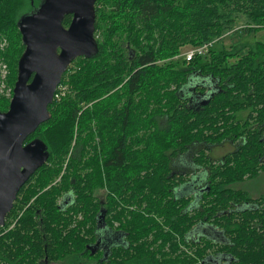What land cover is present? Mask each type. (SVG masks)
I'll use <instances>...</instances> for the list:
<instances>
[{"label":"trees","instance_id":"trees-1","mask_svg":"<svg viewBox=\"0 0 264 264\" xmlns=\"http://www.w3.org/2000/svg\"><path fill=\"white\" fill-rule=\"evenodd\" d=\"M42 2L0 0L13 87L19 21ZM95 10L97 53L72 62L51 119L26 141L41 139L50 157L0 227V264L85 252L99 220L119 224L129 248L113 251L138 264H264V196L232 188L264 173V41L173 60L239 26L262 29L264 0H98ZM225 143L235 149L215 160Z\"/></svg>","mask_w":264,"mask_h":264},{"label":"water","instance_id":"water-1","mask_svg":"<svg viewBox=\"0 0 264 264\" xmlns=\"http://www.w3.org/2000/svg\"><path fill=\"white\" fill-rule=\"evenodd\" d=\"M97 1L43 0L19 21L25 50L9 109L0 112V227L21 188L50 157L41 139H27L51 119L49 106L72 62L98 51ZM67 16H72L69 27L64 26Z\"/></svg>","mask_w":264,"mask_h":264},{"label":"rangeland","instance_id":"rangeland-1","mask_svg":"<svg viewBox=\"0 0 264 264\" xmlns=\"http://www.w3.org/2000/svg\"><path fill=\"white\" fill-rule=\"evenodd\" d=\"M253 32L254 33H247V34H239V33L235 32V33L228 35L227 37L223 38L220 42L216 43L214 45L213 49L216 51L230 50L231 48H234L235 46L241 45L245 42H250L251 44H253V43H256L257 41H264V28H262L260 30L253 31ZM98 38L102 39V35ZM7 46H8V43H7ZM192 48L193 47H191V46H186V47L182 48L180 51V54L177 57H175V59H173V60L181 62V60L184 59V56H183L184 53L186 51L192 49ZM207 55H208V53H207ZM5 63H6L5 76H7V77L4 80V86L3 87L0 86V98L9 99L11 101V99L13 97L12 90L14 89V87L10 83V77L12 76V71H11V66L9 65L7 60L5 61ZM72 66H73V63L71 64L70 67H72ZM17 76H18V66H17ZM60 86H61V88L59 90V97H61V95H64V92H66V90L68 88V86L66 84H62ZM10 101H9V103H10ZM234 149H235V146L233 144L225 143L224 145L214 147V150H213L211 156L215 160H217V159H220L222 156L232 152ZM182 163L184 165H189V164H187L186 159H184ZM195 173L196 174H193V176L198 175L200 177V176H202L204 171L198 170ZM203 185H204V183L195 186L193 188L194 192H192L193 195L195 193L200 194V190H201V187ZM232 188H234L235 190L246 191L253 198L260 197L261 195L264 194V173H262L260 175V177H258L256 179L245 180L243 182L236 183L232 186ZM187 191L190 192V189H186V191L184 190L181 192L175 191L174 196L178 197V196L184 195ZM96 194L99 196L105 195L103 193V190H98L96 192ZM69 199L71 200V198L68 197V200ZM63 264H69V263L67 261H65Z\"/></svg>","mask_w":264,"mask_h":264},{"label":"flooded vegetation","instance_id":"flooded-vegetation-1","mask_svg":"<svg viewBox=\"0 0 264 264\" xmlns=\"http://www.w3.org/2000/svg\"><path fill=\"white\" fill-rule=\"evenodd\" d=\"M261 196H264V194ZM67 199L68 198H65L64 200L62 199L60 204H63L64 201H66ZM99 226H100L101 231L98 230L97 231L98 235H97L95 234L96 228L94 229L95 237L96 236L98 237L96 239L95 237H92V244H87V251L70 252V254H68L64 259L63 258L62 259H49L48 256L42 259L41 257L38 256L39 259L35 262V264H63L65 261H67L69 264H138L133 261H128L125 252H123L122 257H119L113 251L115 250L116 252H119L118 249L123 248L127 252L129 248V243H128V240L126 239L127 236L122 233V229L119 228L118 223H115L113 226H111L108 223V221L106 222L104 220V223H102V221L99 220ZM202 232L203 234L205 233L207 237L208 236L213 237V233L210 232L209 230H202ZM200 233L201 232H198V233H195L194 235H192L191 233L190 238L198 237ZM94 239L95 241L93 242ZM178 254H181V252H179ZM186 255L187 257H189V253L187 252V250H186ZM147 258H148L147 256L145 260L143 258L145 263L153 264ZM157 258L159 260L161 259V257L159 256H157ZM218 261H219L218 264H225L224 258H221ZM140 264H144V262Z\"/></svg>","mask_w":264,"mask_h":264},{"label":"built area","instance_id":"built-area-1","mask_svg":"<svg viewBox=\"0 0 264 264\" xmlns=\"http://www.w3.org/2000/svg\"><path fill=\"white\" fill-rule=\"evenodd\" d=\"M248 28H258V27L255 25L254 26H249V25L239 26V27L235 28L234 30H232L231 32H227L226 35H224L220 39H216L213 42H209V43H205V44H202L200 46H197V47H193L192 49L186 51L183 55L184 59L187 62H191L196 57L205 56L209 52V50H211L214 47V45L216 43H218L221 39L227 37L228 35L233 34V32L242 31V30H245ZM6 48H7V42L6 41L1 42L0 43V86H2V87L4 86V80L7 77V76H5V73H6L5 61H6V59L4 57V53H5ZM60 88H61V86L59 87V90H60ZM56 97L60 98L59 94L56 95Z\"/></svg>","mask_w":264,"mask_h":264},{"label":"bare ground","instance_id":"bare-ground-1","mask_svg":"<svg viewBox=\"0 0 264 264\" xmlns=\"http://www.w3.org/2000/svg\"><path fill=\"white\" fill-rule=\"evenodd\" d=\"M59 87H60V85H59ZM59 87L57 88V90H56V92H55V97H54V100L57 98L56 97V95H58L59 94V92H58V90H59ZM58 92V93H57ZM199 210V209H198Z\"/></svg>","mask_w":264,"mask_h":264}]
</instances>
